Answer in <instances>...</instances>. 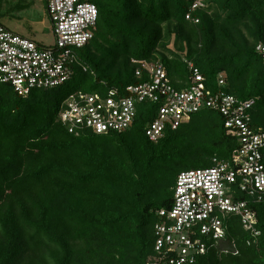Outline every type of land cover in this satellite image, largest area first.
Here are the masks:
<instances>
[{
	"label": "trees",
	"instance_id": "16d2710c",
	"mask_svg": "<svg viewBox=\"0 0 264 264\" xmlns=\"http://www.w3.org/2000/svg\"><path fill=\"white\" fill-rule=\"evenodd\" d=\"M196 1L93 0L97 32L66 84L27 97L0 85V264H147L179 175L235 157L238 141L211 110L157 143L147 136L151 103L126 132L70 134L59 121L64 102L141 84L134 60L160 61L177 90L194 69L213 92L223 77L227 94L255 101L252 124L264 132V0H204L191 12ZM255 210L259 236L232 217L227 239L197 264H264V204Z\"/></svg>",
	"mask_w": 264,
	"mask_h": 264
},
{
	"label": "built area",
	"instance_id": "2783aa9c",
	"mask_svg": "<svg viewBox=\"0 0 264 264\" xmlns=\"http://www.w3.org/2000/svg\"><path fill=\"white\" fill-rule=\"evenodd\" d=\"M46 2L56 38L53 47L28 40L0 24V85L11 86L23 97L66 84L74 65H79L76 51L90 44L97 32L99 11L93 0ZM204 8V0H198L191 12ZM192 14L187 20L199 23ZM258 51L264 59V46ZM133 63L141 84L127 87L124 93L116 89L105 94L79 91L64 102L59 121L70 134L126 132L133 127L140 107L151 103L158 106L147 127L151 142H159L167 131H177L190 116L211 110L224 117L225 128L239 144L232 161L215 158L212 168L179 175L172 208L157 213L154 255L147 264H197L211 246L227 239L232 217L259 236L255 206L264 204V132L252 124L255 101L227 94L223 77L221 90L213 92L198 69L193 70L189 87L177 90L160 61Z\"/></svg>",
	"mask_w": 264,
	"mask_h": 264
},
{
	"label": "rangeland",
	"instance_id": "374dc122",
	"mask_svg": "<svg viewBox=\"0 0 264 264\" xmlns=\"http://www.w3.org/2000/svg\"><path fill=\"white\" fill-rule=\"evenodd\" d=\"M21 0H0V24L6 28H10L14 31H19L25 36L32 38L33 41L46 47H53L56 45V38L52 31V22L47 14V2L46 0H23L22 6L27 4H36L38 8L33 6H25V11L19 9L18 4ZM45 1V3H44ZM25 2V3H24ZM42 2V3H41ZM40 6H44L42 12L38 9ZM44 13V16H43ZM199 166L196 168H202ZM193 168V169H196Z\"/></svg>",
	"mask_w": 264,
	"mask_h": 264
},
{
	"label": "crops",
	"instance_id": "0c3cea01",
	"mask_svg": "<svg viewBox=\"0 0 264 264\" xmlns=\"http://www.w3.org/2000/svg\"><path fill=\"white\" fill-rule=\"evenodd\" d=\"M30 2H31V0H29L28 3H30ZM24 3H25V2H24ZM33 3H34V2H33ZM33 3H32V5L30 4V6H33V5H34L32 9H34V8H38V7L36 6V4H33ZM41 3H42V2H41ZM44 3H45V1H44ZM21 4H23V0H21V1L19 2L18 7H19V9L22 10L23 13H24V12H26L25 9H27V8H25V6H27V7H30V6H29V4H27V3H25V4H26L25 6H22ZM43 9H44V6H40V8H39L38 10H39L40 12H42ZM47 14H48V12H47ZM43 16H44V13H43ZM7 29H9L11 32H13V33H15V34H17V35H20V36H22V37H24V38H26V39H28V40L33 41L32 38H29V37L25 36L23 33L19 32V31H14V30H12V29H10V28H8V27H7ZM34 42H35V40H34ZM36 43H37V42H36Z\"/></svg>",
	"mask_w": 264,
	"mask_h": 264
}]
</instances>
